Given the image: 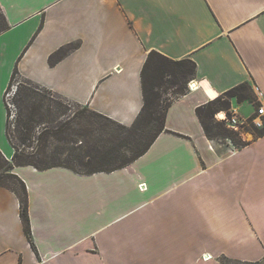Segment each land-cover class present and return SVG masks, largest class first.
Masks as SVG:
<instances>
[{"label":"crops","instance_id":"crops-1","mask_svg":"<svg viewBox=\"0 0 264 264\" xmlns=\"http://www.w3.org/2000/svg\"><path fill=\"white\" fill-rule=\"evenodd\" d=\"M0 12L8 25L0 34L7 160L4 93L14 69L67 103L129 126L143 106L150 52L196 66L186 94L167 109L165 132L125 168L84 175L14 167L26 188L30 240L18 196L0 186V264L264 260V136L222 147L196 115L244 83L254 97L259 89L264 106V0H0ZM67 46L74 49L50 66L49 57ZM256 108L231 102L241 120Z\"/></svg>","mask_w":264,"mask_h":264},{"label":"trees","instance_id":"trees-1","mask_svg":"<svg viewBox=\"0 0 264 264\" xmlns=\"http://www.w3.org/2000/svg\"><path fill=\"white\" fill-rule=\"evenodd\" d=\"M7 29L8 25L0 12V34ZM73 49V46H67L52 54L48 59L50 66L55 65ZM195 69V63L189 59L173 61L157 52H150L141 71L143 106L131 125L124 126L92 112L94 117L116 127L115 130L109 131L108 126L97 124V131L100 133L99 141H96L93 145L85 141L87 140L85 136L90 134L87 129L84 128L76 132L67 126H62L63 129L59 133L51 131L49 128L48 130L44 128L36 139L37 142L43 143L42 145L46 144L49 138L55 142L69 145L74 144L73 137L78 139L82 137V147L79 149L68 146L67 148L56 147L50 152L45 146L36 149L31 147L18 149L10 142V114L6 105V138L12 145L13 154L11 159L7 160L0 152V186L10 189L18 196L20 200V216L24 233L28 240H30V228L27 214L26 188L24 183L13 174L14 167L30 166L39 171L62 167L84 175L112 172L125 168L144 155L157 136L165 132L164 120L167 109L174 98L186 94L187 84L193 79ZM16 72L14 69L12 76ZM19 78L21 83L13 99L18 109L14 129L20 135V141L24 144L26 141L31 140L32 134L40 122V110L45 97L40 98L37 93L42 90L48 95L52 93L47 89L23 80L21 77ZM170 88H174L173 94L175 96L162 101V95ZM232 99H236L238 102H255L256 107L259 105L256 97L252 94L251 87L244 83L198 107L196 115L206 137L210 141L218 137L229 140L236 148H240L244 146V143L241 142L239 144L235 140L234 136L238 133L229 131L223 122L215 119V115L220 111L227 112L228 116L231 115ZM38 117L39 121H36ZM65 127L66 130H64ZM249 129L255 138L264 136V126L261 129H256L253 125H250ZM19 130L21 132H18ZM63 156L65 157L62 158ZM12 181L18 186V190L8 185V182Z\"/></svg>","mask_w":264,"mask_h":264},{"label":"rangeland","instance_id":"rangeland-1","mask_svg":"<svg viewBox=\"0 0 264 264\" xmlns=\"http://www.w3.org/2000/svg\"><path fill=\"white\" fill-rule=\"evenodd\" d=\"M18 81H19V75L16 72L12 77L10 76L8 86L6 87V90L4 93V97L6 98L9 104L8 112L10 116L13 114L15 116L14 119L13 118L9 119L10 120V130H9L10 142L14 146H16L18 149H23L25 147H31V148L36 149L38 147L45 146V148H47V150L50 152L56 147L67 148L68 146L70 148L76 147V149H79L80 147H82L81 146V143L83 142L82 137H79V139L77 137H73L74 144H69V145H65L62 142H55L53 139L49 138L47 139L46 144L44 143V145H42L43 143L37 142L36 139H37L38 134L44 128L47 130L49 128V130L57 132V133L62 131L63 129L62 126L70 127L72 130L76 132H79L81 131V129L85 128L90 132L89 135L85 136L87 139L85 141L90 142L91 145L95 144L96 141H99L98 138H99L100 133L99 131H97L98 129L97 124H104L105 126H108V129H110L109 131L116 129V127H114L113 125L94 117L92 115V111L87 106L67 103L63 101V99L55 95L54 93L51 92L52 94L48 95V93H45L42 90L39 93H37L39 95L38 97L40 98L45 97L42 102V109L40 110L41 117H40V122L38 123L39 125L36 127L34 133L32 134L31 140L26 141L23 144L19 139L20 135L16 133V130L14 129L18 109L13 100L14 99L13 88L15 87ZM192 87H195V86H192ZM173 91H174V88L168 89L166 93L162 95L163 96L162 101L166 99H171V97L175 96L173 94ZM248 109H250V107H247L246 111ZM230 113H231V109H230ZM217 114L219 115L220 113H217ZM249 119H247L246 124H243V125L239 124V128L237 130H233V129L226 127L229 131L238 133L236 136L234 135L233 136L239 144L241 142L250 141L251 139L255 138V136L252 134V131L249 129L251 125ZM36 121H39V117L36 119ZM64 130H66V127L64 128ZM18 132H21V131L19 130ZM213 142L214 144H217L220 146L222 145L225 146L231 143L229 140H224L218 137L214 138ZM98 143H101V142H98ZM7 144L12 150V154H13L12 145L9 143V141L7 142ZM64 157L65 156H63L62 158ZM8 185L11 188L18 190V186L15 185L13 181L8 182ZM217 260L219 264H264V260L260 262H233L229 259H224L221 257Z\"/></svg>","mask_w":264,"mask_h":264},{"label":"built area","instance_id":"built-area-1","mask_svg":"<svg viewBox=\"0 0 264 264\" xmlns=\"http://www.w3.org/2000/svg\"><path fill=\"white\" fill-rule=\"evenodd\" d=\"M19 77H20V75H19ZM20 83H21V79L19 78V81L17 82V84L13 88V94L14 95L16 94ZM188 87L190 89L189 85H188ZM254 93L256 94V97H258L260 95L259 89L255 88ZM256 100H257V98H256ZM5 102H6V105L8 107L9 104H8L6 98H5ZM257 102H258V100H257ZM219 113L223 114V118H218V114H216L215 119L219 122H223L225 124V126L230 128V129L237 130L239 128V124L243 125V124L247 123V119L241 120L239 117H237L236 115H232V114L230 116H228L227 112H225V111H221ZM14 117L15 116L13 114L10 116V119H12V118L14 119ZM249 120H250L251 125H253L256 129H261L264 126V106H262V105L257 106L255 115L253 117H251Z\"/></svg>","mask_w":264,"mask_h":264},{"label":"bare ground","instance_id":"bare-ground-1","mask_svg":"<svg viewBox=\"0 0 264 264\" xmlns=\"http://www.w3.org/2000/svg\"><path fill=\"white\" fill-rule=\"evenodd\" d=\"M192 86H195V84L193 83V84H191ZM218 118H223V114L222 113H220L219 115H218Z\"/></svg>","mask_w":264,"mask_h":264}]
</instances>
